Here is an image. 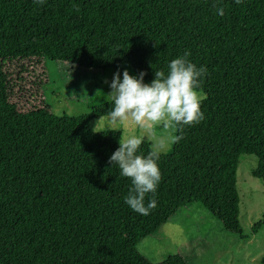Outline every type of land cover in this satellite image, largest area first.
Returning a JSON list of instances; mask_svg holds the SVG:
<instances>
[{
  "label": "trees",
  "instance_id": "16d2710c",
  "mask_svg": "<svg viewBox=\"0 0 264 264\" xmlns=\"http://www.w3.org/2000/svg\"><path fill=\"white\" fill-rule=\"evenodd\" d=\"M185 51L207 69L204 119L161 154L157 207L143 216L124 202L131 180L109 162L119 133L88 127L113 105L90 98L82 115H53L46 63L143 71L151 83ZM150 150L143 141L138 154ZM243 154L264 184V0H0V264H187L152 263L136 246L190 204L244 238Z\"/></svg>",
  "mask_w": 264,
  "mask_h": 264
},
{
  "label": "rangeland",
  "instance_id": "374dc122",
  "mask_svg": "<svg viewBox=\"0 0 264 264\" xmlns=\"http://www.w3.org/2000/svg\"><path fill=\"white\" fill-rule=\"evenodd\" d=\"M46 70L47 84L42 88L44 101L53 115L59 112L60 116L68 117L86 113L90 98L96 103L109 101V85L117 72L112 69L94 71L56 61L47 62ZM120 75L122 80L123 75ZM97 122L101 132L112 131L108 127V116H97L88 123L92 132ZM115 132L119 133V138L121 135L144 136V141L152 147L147 133L131 123ZM255 164V156L243 154L236 168L237 220L244 238L225 232L206 211L190 204L140 241L136 246L138 252L152 263L179 255L187 264H264V184L250 174ZM22 178L25 185L32 181L27 173L22 174Z\"/></svg>",
  "mask_w": 264,
  "mask_h": 264
},
{
  "label": "clouds",
  "instance_id": "9594fccd",
  "mask_svg": "<svg viewBox=\"0 0 264 264\" xmlns=\"http://www.w3.org/2000/svg\"><path fill=\"white\" fill-rule=\"evenodd\" d=\"M242 2L235 0L237 5ZM34 3L43 5L45 0H34ZM213 7L216 14L224 15L222 7L215 4ZM190 55L185 51L183 56L172 59L167 74L155 70L151 83L144 82L145 72H140L136 77L127 69L123 71L121 80L118 69L109 85L111 91L107 97L113 105L108 113L109 129L121 130L122 125L131 123L147 133L151 141V150L145 156L138 154L144 136L121 135L118 149L109 158L112 165H118L120 175L131 180L132 187L124 202L143 216L149 215L157 207L155 193L162 179L157 162L161 154L183 139L185 126L195 125L204 119L201 103L207 97L200 89L201 78L207 69L198 68L190 62ZM54 115L60 116V113ZM157 128L160 129L159 133L156 132ZM93 131L101 132L98 122ZM149 193L152 198L146 205L145 197Z\"/></svg>",
  "mask_w": 264,
  "mask_h": 264
}]
</instances>
